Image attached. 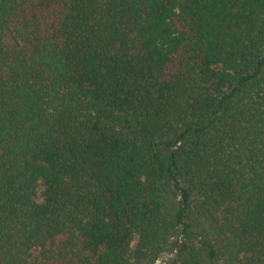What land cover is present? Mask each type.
<instances>
[{
	"label": "trees",
	"instance_id": "obj_1",
	"mask_svg": "<svg viewBox=\"0 0 264 264\" xmlns=\"http://www.w3.org/2000/svg\"><path fill=\"white\" fill-rule=\"evenodd\" d=\"M169 248L264 264V0H0V264Z\"/></svg>",
	"mask_w": 264,
	"mask_h": 264
},
{
	"label": "rangeland",
	"instance_id": "obj_2",
	"mask_svg": "<svg viewBox=\"0 0 264 264\" xmlns=\"http://www.w3.org/2000/svg\"><path fill=\"white\" fill-rule=\"evenodd\" d=\"M172 200H173V197L170 198L168 195V204H169V208L171 211L174 207V202H172ZM36 252L37 251L35 250V254H36ZM173 255H174L173 249L169 248L168 250H166L162 253V255L159 257V259L156 261L155 264H169Z\"/></svg>",
	"mask_w": 264,
	"mask_h": 264
}]
</instances>
